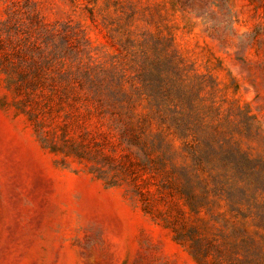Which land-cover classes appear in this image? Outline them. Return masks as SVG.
I'll return each instance as SVG.
<instances>
[{
  "label": "rangeland",
  "instance_id": "1",
  "mask_svg": "<svg viewBox=\"0 0 264 264\" xmlns=\"http://www.w3.org/2000/svg\"><path fill=\"white\" fill-rule=\"evenodd\" d=\"M60 60L114 88L123 110L50 97ZM120 114L168 139L174 172L122 139ZM187 142L204 165L253 158L264 203V0H0V264H234L242 228L207 213L233 219L183 172L200 165ZM184 189L227 249L210 262L177 236L194 219ZM246 227L264 264V228Z\"/></svg>",
  "mask_w": 264,
  "mask_h": 264
},
{
  "label": "trees",
  "instance_id": "2",
  "mask_svg": "<svg viewBox=\"0 0 264 264\" xmlns=\"http://www.w3.org/2000/svg\"><path fill=\"white\" fill-rule=\"evenodd\" d=\"M33 62L37 66V60H33ZM59 62L61 67L57 78L49 75L50 83L52 84V95L50 97H58L60 104H67L71 107L76 106L78 102H90L92 100L102 103L106 102L114 107L120 105L122 107L121 110H123V98L120 97L119 92H116L114 88H110L107 85L104 86L103 83L96 81L88 69L80 70V67H78L77 70H74L73 64L65 60H60ZM52 63L54 64V60ZM22 77L25 78V75L23 74ZM11 81L16 82L14 78H11ZM56 81L60 84L59 87L55 85ZM34 84H38V81H35ZM119 119L122 120V124L119 127L123 140L128 139L127 141L130 144L138 146L144 152L149 162L154 161L151 157V149L157 148L155 151L159 152L158 156L160 157L157 165L161 166L167 175L174 172L177 165L171 159L177 150L168 139L163 136H159L156 141H151L150 138L144 139V135L137 132L132 122L123 119L122 116ZM187 145L190 146L189 153L191 154V159L194 161L198 159L200 165L195 169H192L190 165H183L181 166L183 172L190 174L191 177H195L197 179L195 180L196 183L203 186V198L212 197L213 199L220 200L226 198L233 219H229L225 212L214 211L210 207L206 208V206L196 204L193 192L184 189L181 192V197L184 200L185 206L188 207V211H185L187 210L185 208H181V211L183 214H191L194 219L189 227L186 225L182 229H176L178 238L189 242L195 255L200 256L206 262H210V248L214 247L219 255L225 254L227 249L222 245L215 244L212 239L204 234L203 230L208 226L203 228L199 224L200 221L206 222L208 220L202 216V211L206 208L207 213L213 217L212 219L216 223L231 224L235 230L242 228V234L239 239L236 237L234 244L237 255L234 264H260L261 260L256 248V239L246 227L251 218L257 222L259 227L264 228V203L258 200L256 196L257 182L255 180L256 166L254 165V159L248 155L235 159L225 156L221 163L215 162V158H209L204 165V158L196 156L195 159L194 157L199 150L193 148L188 142ZM169 161L173 168L172 171L166 168ZM168 181L171 185V180ZM238 191L244 197H249L247 211H244L243 204L237 198ZM252 198L254 199L251 200ZM225 234L222 231V236L225 237ZM262 236L264 237V234Z\"/></svg>",
  "mask_w": 264,
  "mask_h": 264
}]
</instances>
